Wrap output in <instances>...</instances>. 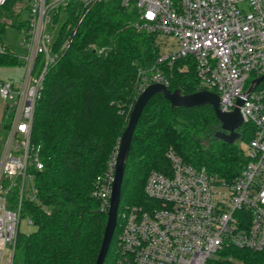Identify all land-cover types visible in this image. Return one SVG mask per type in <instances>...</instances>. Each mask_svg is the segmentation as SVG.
<instances>
[{
	"label": "built area",
	"instance_id": "2783aa9c",
	"mask_svg": "<svg viewBox=\"0 0 264 264\" xmlns=\"http://www.w3.org/2000/svg\"><path fill=\"white\" fill-rule=\"evenodd\" d=\"M72 1L20 0L14 7L20 16L28 14L26 55L17 80L0 79V99L11 115L0 153V264H12L23 199L37 192L33 186L26 193L31 168H44L41 146L32 140L33 123L49 68L68 47V39L55 42ZM79 1L89 9L103 0ZM120 1L135 5L137 30L162 38L156 65L139 74V94L152 83L168 86L164 68L191 58L202 89L219 95L222 111L239 108L254 135L245 149L249 159L233 180L195 167L170 147L171 170H152L147 177L148 203L120 214L117 264H221L234 259L230 247L264 250V79L252 89L264 76V0ZM7 2L0 0V9ZM7 47L0 40V53ZM115 162L94 193L106 210Z\"/></svg>",
	"mask_w": 264,
	"mask_h": 264
},
{
	"label": "trees",
	"instance_id": "16d2710c",
	"mask_svg": "<svg viewBox=\"0 0 264 264\" xmlns=\"http://www.w3.org/2000/svg\"><path fill=\"white\" fill-rule=\"evenodd\" d=\"M18 1L8 0L0 9V38L8 26L27 25L14 10ZM136 19L135 5L120 0H103L89 9L74 0L67 7L55 46L68 39V47L49 68L32 130L44 168H31L37 192L34 199H23L21 217L30 218L36 229L19 230L12 264H96L108 210L94 193L116 159L139 74L154 67L161 52V36L137 30ZM21 64L8 47L0 53V67ZM164 71L172 91L202 89L191 58ZM10 119L7 114L5 130ZM218 125L212 105L173 107L161 93L150 99L133 136L118 225L104 264H117L123 209L148 203L144 189L152 170H171L170 147L184 161L220 178L233 180L240 174L249 159L240 142L249 143L254 128L244 124L242 139L227 143L210 138ZM227 251L234 259L221 264H264V250Z\"/></svg>",
	"mask_w": 264,
	"mask_h": 264
},
{
	"label": "water",
	"instance_id": "95a60500",
	"mask_svg": "<svg viewBox=\"0 0 264 264\" xmlns=\"http://www.w3.org/2000/svg\"><path fill=\"white\" fill-rule=\"evenodd\" d=\"M263 79L264 76L256 80L252 89ZM157 93L163 94L173 107L212 105L219 121V125L210 133L211 139L222 140L227 143H235L243 137L242 127L244 125V120L240 109L236 108L231 112L222 111L220 109V97L216 92L208 89H200L193 93L183 94L178 89L174 91L170 90L168 86L163 83H152L146 87V89L140 93L135 101L128 123L120 139L115 162V173L112 185L110 208L108 210V219L96 264L105 263L109 248L116 232L122 197V185L136 127L145 107L149 103L150 99ZM238 103L241 105L243 103V99H240Z\"/></svg>",
	"mask_w": 264,
	"mask_h": 264
},
{
	"label": "rangeland",
	"instance_id": "374dc122",
	"mask_svg": "<svg viewBox=\"0 0 264 264\" xmlns=\"http://www.w3.org/2000/svg\"><path fill=\"white\" fill-rule=\"evenodd\" d=\"M27 15H28L27 11H24V13H22L20 16V20L26 19ZM24 32H25L24 28H19L16 26H8L6 31L2 33L1 38H0L1 42L5 44L6 46H8V48L11 51L15 52L18 55L20 60H22L26 55V50L22 45V41L24 38ZM173 40L174 39H171V41ZM20 74H21L20 65L0 67V79L2 80H17L20 77ZM139 78H138V82H139ZM138 82H137V87H136V91L138 92L136 96V100L138 96L140 95L138 91ZM6 104L7 102L0 99V153H1V148L3 146L4 140L7 135V130L3 128V124L8 114ZM240 143L244 149L246 150L248 149V144L246 142L241 141ZM113 161H115V159L110 161V164L113 163ZM33 186H34L33 180L28 179L27 186H26V193H31ZM35 229H36V226L34 224L29 225V219L27 217L22 219V223H21L22 232L29 233Z\"/></svg>",
	"mask_w": 264,
	"mask_h": 264
},
{
	"label": "crops",
	"instance_id": "0c3cea01",
	"mask_svg": "<svg viewBox=\"0 0 264 264\" xmlns=\"http://www.w3.org/2000/svg\"><path fill=\"white\" fill-rule=\"evenodd\" d=\"M8 107V105L6 104V108Z\"/></svg>",
	"mask_w": 264,
	"mask_h": 264
}]
</instances>
